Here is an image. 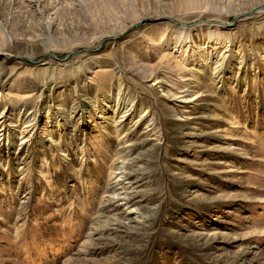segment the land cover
<instances>
[{
	"label": "rangeland",
	"instance_id": "rangeland-1",
	"mask_svg": "<svg viewBox=\"0 0 264 264\" xmlns=\"http://www.w3.org/2000/svg\"><path fill=\"white\" fill-rule=\"evenodd\" d=\"M0 129V264H264V0H0Z\"/></svg>",
	"mask_w": 264,
	"mask_h": 264
},
{
	"label": "bare ground",
	"instance_id": "bare-ground-1",
	"mask_svg": "<svg viewBox=\"0 0 264 264\" xmlns=\"http://www.w3.org/2000/svg\"><path fill=\"white\" fill-rule=\"evenodd\" d=\"M151 78H152V81H153L152 82V85L153 86H155L156 88L157 87L160 88V91H164L165 92V96L167 98H169V97L172 96L171 95L172 93H170L168 90H165L164 89V87H163V81L160 79V77H158L156 75H152ZM115 106H117V105H115ZM116 109H114V110H116ZM71 114H72L71 116L73 117L74 114L73 113H71ZM122 115L125 116L124 113ZM32 117L33 116H31V118ZM120 117H122V116H120ZM58 126H59V124H58V120H57L54 127H58ZM23 135H25V134H23ZM129 167L130 166H129L128 162H126L125 160H123L117 166L116 171H115L116 177H115V179H114V181L112 183V185H113L112 186V191L113 192H112V196L110 198L116 199V202H118L119 204H122V205L126 206V208H129V211L132 212L133 210H135V208H131L130 207L131 206L130 205L131 202H130L129 195H128L129 194L128 193V190L130 189V185H129V183L127 181H125L127 179L126 176L128 175V171L126 172V169H128Z\"/></svg>",
	"mask_w": 264,
	"mask_h": 264
},
{
	"label": "water",
	"instance_id": "water-1",
	"mask_svg": "<svg viewBox=\"0 0 264 264\" xmlns=\"http://www.w3.org/2000/svg\"><path fill=\"white\" fill-rule=\"evenodd\" d=\"M53 55V54H52Z\"/></svg>",
	"mask_w": 264,
	"mask_h": 264
}]
</instances>
